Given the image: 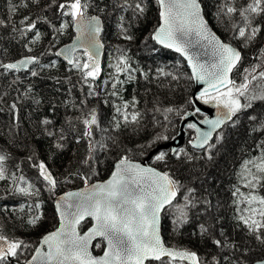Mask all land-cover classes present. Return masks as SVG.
<instances>
[{
  "label": "snow or ice",
  "instance_id": "snow-or-ice-1",
  "mask_svg": "<svg viewBox=\"0 0 264 264\" xmlns=\"http://www.w3.org/2000/svg\"><path fill=\"white\" fill-rule=\"evenodd\" d=\"M159 5L158 22L153 31L145 37L165 49H173L183 56L191 69L190 80L204 85L198 96L187 103L192 111L183 106L160 108L153 105V112H161L163 121L171 124L169 114H175L187 121L186 127L195 133L188 143L201 156L190 154L186 148H173L170 152L156 150L159 141L175 139L163 133L157 134L148 144H140L142 150L153 149V164L144 166L135 162L131 149H122V154L115 161L110 178L103 182L91 183V175L68 173L64 180H59L38 151H33L26 159L32 168L37 169L38 178L43 181L47 191L55 195L57 188L70 182L72 175L83 181L84 187L78 191H68L55 200V212L58 226L41 234L35 241L15 235H8L0 227V264H264V48L259 49L257 59L251 68H243L242 78H233L234 70L242 66L244 57L242 48L221 39L209 27L202 8L203 0H156ZM12 5L10 15L0 18V28L9 32L17 43L22 39L26 54L15 60L5 62L0 58V78L13 79L9 87L22 83L24 78H43V74L57 68V60L45 57H62L66 61V71L76 75L62 78L48 77L57 85L67 83V92L78 89L82 97L64 101L76 110L67 123L79 132L77 142L86 143V155L81 164L89 168L92 175L98 173L92 168L98 163V152H111L120 145L119 136L108 133H121L129 127L137 133L144 121V113L138 105L140 100L135 95L126 98V85L146 82L160 78L179 81L181 74L166 71L164 68L144 70L134 67L126 48H117L119 53L112 69L103 77L100 63V41L103 25L101 15H90L89 9L95 7L98 13H105L109 8L127 12L140 17L146 12L144 0H9ZM102 5V6H101ZM40 12L33 13L32 7ZM29 9L18 21L13 17L20 8ZM57 13V26L47 16L48 11ZM217 17L223 18L225 27L231 32V39L241 46L253 44L264 34V0H222L217 5ZM67 18V19H65ZM259 18V19H258ZM125 17H119L118 35L125 41L132 42L135 35L123 23ZM48 25L44 32L41 25ZM73 28L76 32L72 44L57 48L58 38ZM51 37L48 47L36 46ZM4 39L0 35V40ZM155 50V49H153ZM123 77V78H122ZM59 91V88L57 89ZM149 91V89H146ZM33 84L29 82L22 96L33 100L38 106L42 102L31 96ZM7 92L0 94V105L7 103ZM106 96L102 103L109 105L114 115L110 121L102 124L97 107L89 106L90 99ZM19 97L7 104L12 113L13 124L18 129ZM198 101L211 104L216 113L209 118ZM257 102L262 107L258 110ZM52 111L55 105H52ZM3 107H0V112ZM189 117L193 119L189 120ZM203 117L202 119H195ZM247 123H244V122ZM107 126H104V125ZM155 124L165 126L160 121ZM205 125L206 128H202ZM41 135L52 140L51 147L62 149L66 140L65 129L55 127V122L45 116L38 118ZM243 127L245 137L251 136L252 143L247 149L255 156L243 159L238 173L239 183L233 186L231 195L235 206L234 219L243 235L233 236L220 227V217L215 213L219 204L213 203L215 193L201 184L184 185L168 168L170 156L179 164L191 163L197 159L211 162L223 146L226 129ZM99 132V139L97 138ZM15 142V137L12 138ZM10 153H0V183L6 185L8 195L24 198H38L41 189L23 175L21 164H15L16 171H10L8 161ZM162 166V167H161ZM20 173L19 175L17 173ZM179 200H182L181 204ZM41 202L20 204L19 208L0 207V215L5 212L32 213L23 222L37 228L44 220L39 211ZM172 209L175 214L174 231L190 222V211L197 210L199 216L206 217L198 224V235L207 246L204 255L188 247H174L167 243L161 232L162 214ZM90 221L91 226L82 231L81 225ZM96 249L102 254L95 255Z\"/></svg>",
  "mask_w": 264,
  "mask_h": 264
},
{
  "label": "trees",
  "instance_id": "trees-1",
  "mask_svg": "<svg viewBox=\"0 0 264 264\" xmlns=\"http://www.w3.org/2000/svg\"><path fill=\"white\" fill-rule=\"evenodd\" d=\"M13 2H16V0H13ZM221 2L222 0H203L202 5L208 21L221 38L233 43L237 48H242V55L244 57L242 66L233 73V78L239 81L243 75V68H251L255 63H262L257 57L259 55V49L264 48V34L260 35L253 44L248 46H241L238 41L232 40V34L225 27L223 18L217 17V5ZM237 3H243V0H237ZM144 5L146 12L140 17L134 15L130 10L120 12L109 8L105 13H98L95 7L89 9L90 15L99 14L105 21V31L102 37L106 45V52L102 64L103 77L106 79L107 74L112 71L109 65L115 62V57L119 54L116 49L126 48L128 50L127 54L132 58L134 67H139L144 70L151 69L153 70V75L157 68H164L166 71L181 74V79L179 81H171L170 79L160 78L159 80L153 79L151 82H146L140 78L138 82H131L126 85L127 91L124 95L126 98H130V95H135L140 100L138 107L145 114L144 121L137 133H133L131 127L121 133L115 131L108 133L112 136H119L120 145L111 152L97 153L99 162H93L92 164V168L98 173L97 175H92L89 168L81 164V160L87 154L86 143L83 140L77 142L79 132L76 130V127L70 126L67 123L68 118L73 117L76 110L71 105L65 106L64 101L75 99L78 102L82 94L78 89H73L71 94H69L67 92V89L70 87L69 84L57 85L54 80L48 78L58 76L63 79V77L71 75L72 81L75 83L76 75L66 71V63L55 56L45 57V62L49 59L57 60V68L44 73L43 78L40 79L32 77L24 78L21 75L22 83H18L12 87H9V83L13 79L11 75L6 80L0 78V94L4 92L8 93L5 97L7 103L0 105V107H3V111L0 112V153L11 154L12 158L7 162L10 171H16L15 164L22 160L21 168L23 175H25L29 182L35 183L41 189V194L38 198L33 197L29 199L18 195H8L5 191L6 185L0 183V207L7 205L9 208L15 207L18 209L19 205L24 204L25 201L31 204L38 199L41 202L39 211L45 217L39 227L33 228L23 222L32 213L26 214L19 211L15 213L5 212L3 215H0V227L3 228L6 234L35 241L41 234L53 230L54 227L58 226V218L54 205L55 198L64 192L84 186L79 176L72 175L70 182L61 184L57 188L55 195L47 191L43 181L38 178L37 169L32 168L30 162L26 159L33 151H38L39 159L47 162L50 170L59 180L63 181L64 176L68 173L78 172L81 175H91L90 182L92 183L105 180L109 177L115 161L122 154V149H131L130 155L132 159L141 161L153 149L142 150L137 147L138 145L148 144L160 133L174 137L178 135L182 120L175 114H169V119L172 123L167 124L163 121L161 112L152 111L153 105H158L160 108L183 106L187 111H192V107L187 101L192 99L195 91L194 82L188 79L191 73L185 61L180 56L163 50L150 39L145 42V37L157 25L159 8L156 0H144ZM11 6L9 0H0V18L10 15L9 9ZM32 12L34 14L39 13L40 15L45 14L34 6L32 7ZM28 13L29 9L21 7L13 19L18 21L23 15ZM57 15L52 10L47 12L49 19L58 26L59 20L56 18ZM121 15L125 17L123 23L128 26L129 31L136 37L132 42L125 41L118 35L119 17ZM41 29L44 32L49 31V27L46 24L41 25ZM0 35L4 37V39L0 40V58L4 59L5 62L15 60L20 55L26 54L22 47L24 43L22 39L17 43L11 38L9 32L3 28H0ZM73 37V28H69L64 35L59 36L57 48L54 51L70 42ZM50 38H46L42 45H37V51L41 47L47 48ZM29 82L33 84L31 96L42 102L38 106L33 100L22 96ZM58 88L59 91H57ZM146 89H149V91H146ZM17 97L20 98L18 101L19 129L14 126L12 113L7 106V104L11 103ZM105 99L109 98L101 96L90 99L89 101V106H95L100 111L102 124L105 121H110L112 115H114L112 108L102 103ZM52 105H55L54 111L51 110ZM256 107L259 110L262 107L261 102H257ZM45 116L55 122L57 129H65L66 140L64 141V147L62 149L52 148V140L41 135L38 127V118ZM198 118L201 119L203 117ZM155 121H160L165 126L155 124ZM244 123L247 122L245 121ZM104 126L107 125L105 124ZM187 131L188 137L183 147L190 154L197 157L201 156L202 153L196 152L188 143L189 139L194 137V132L189 129ZM225 131L227 133L225 141L223 142V146H218L219 152L215 155L213 161L209 162L206 159H197L191 163L179 164L170 156L168 168L172 169L176 178L184 185L195 186L200 189L201 184H203L204 188L213 191L215 193L212 197L213 203L214 205L217 203L220 205L215 210V213L220 217L219 226L233 236H241L243 233L237 227V222L234 219L236 213L235 206L232 203L233 197L231 192L233 186L239 183L238 173L242 160L255 156L256 153L247 149L246 146L252 143V139L251 136L245 137L243 127L230 128ZM13 137H15V142H13ZM97 138L99 139V132H97ZM170 140L159 141L157 146L166 144ZM150 163L153 166H157L153 164V159ZM17 174L19 175L20 173L18 172ZM262 194H264V191H262ZM179 202L181 204L183 203L182 200H179ZM189 215L191 217L190 222L180 226L178 231H174V211L169 209L166 214H163L162 229L164 239L171 246L178 248L188 247L204 255L207 246L197 233L199 231L198 224L207 218L199 216L195 209L191 210ZM88 225L89 222L83 224L81 226L82 231L86 230ZM95 252L97 254L102 253L100 249H96Z\"/></svg>",
  "mask_w": 264,
  "mask_h": 264
},
{
  "label": "water",
  "instance_id": "water-1",
  "mask_svg": "<svg viewBox=\"0 0 264 264\" xmlns=\"http://www.w3.org/2000/svg\"><path fill=\"white\" fill-rule=\"evenodd\" d=\"M157 4H158V3H157ZM158 8H159V5H158ZM202 8H203V11H204V7H203V5H202ZM204 13H205V11H204ZM101 19H102V25H103V32L101 33L100 41H101V43L104 45V47L100 49V63H101V67H102L103 60H104V56H105V52H106V45H105V43H104V41H103V38H102V37H103V34H104V31H105V21H104V19H103L102 17H101ZM205 19L208 21L206 15H205ZM208 24H209V27L211 28V30L214 31L218 36H220V35H219V34L213 29V27L211 26V24H210L209 21H208ZM73 33H74V37H73V39H72L70 42H68V43H66V44H64V45H62V46H60L59 48H62V47H64V46H66V45H69V44H72V43H73V41H74V39H75V36H76V32H75L74 29H73ZM220 37H221V36H220ZM221 39H222V38H221ZM154 43H155V42H154ZM155 44H156V43H155ZM156 45H157V44H156ZM157 46L160 47V48H162L163 50H166V51L172 52V53H174V54L180 56V57L185 61L186 65H187V67L189 68V71H190V73H191V69H190V67L188 66L187 60H186L183 56H181L179 53L175 52L173 49H165V48H163V47L160 46V45H157ZM233 46H234V45H233ZM59 48H58V49H59ZM59 59L66 63V61H64L62 57H60ZM234 71H235V70H234ZM233 73H234V72H233ZM232 75H233V74H232ZM193 82H194V86H195V91H194V93H193L192 99H194L196 96H198L199 93H200V91H201V89L204 87L203 84L198 83V82L195 81V80H193ZM196 106L200 107L201 110H202L206 115L209 116V118H213V117L215 116L216 109H215V107H214L213 105H211V104H204L202 101H198ZM189 112H190V111H189ZM191 119H193V118H192V117H189V120H191ZM195 119H199V118L197 117V118H195ZM201 119H202V118H201ZM186 123H187V121L182 120V121H181V124H180V130H179V133H178V135L175 137V139L170 140V141L167 142L166 144H162V145L157 146V147H156V150L171 151V149H173V148L179 149V148L183 147L184 144H185V142H186V140H187V137H188V131H187ZM201 127H202V128H206L205 125H201ZM194 136H195V133H194ZM154 154H155V150H152V151L146 156V158H145L144 160H141V161H136V160H134V161H135V162H138V163H141V164L144 165V166H149V165H151L150 162H151V160L153 159ZM151 166H153V165H151ZM110 175H111V174H110ZM110 175H109L108 178H110ZM108 178H106L105 180H107ZM105 180H99V181H95V182H92V183L103 182V181H105ZM83 187H84V186H83ZM83 187H80V188H77V189H73V190H70V191H78V190H80V189L83 188ZM67 192H68V191H67ZM64 193H65V192H64ZM64 193H62V194H60V195H63ZM60 195H58L56 198H58ZM56 198H55V200H56ZM54 205H55V201H54ZM162 220H163V214H162V219H161V232H162V236L164 237V235H163V229H162ZM88 222H89L88 227H90V226H91V222H90V221H88ZM86 223H87V222H86ZM83 224H85V223H83ZM83 224H82V225H83ZM82 225H81V226H82ZM88 227H87V228H88ZM86 230H87V229H86ZM86 230H84V231H86ZM94 254H95V255H101L102 253L97 254L96 252H94Z\"/></svg>",
  "mask_w": 264,
  "mask_h": 264
}]
</instances>
